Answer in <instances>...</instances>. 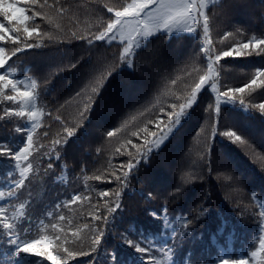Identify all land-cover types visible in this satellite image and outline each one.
<instances>
[{
  "label": "trees",
  "instance_id": "trees-1",
  "mask_svg": "<svg viewBox=\"0 0 264 264\" xmlns=\"http://www.w3.org/2000/svg\"><path fill=\"white\" fill-rule=\"evenodd\" d=\"M106 2L122 3L123 0ZM85 3L86 0H66L65 6ZM17 4L25 6L24 0H17ZM220 5L225 6L223 13H220ZM103 12L106 9L96 15L81 10L78 13V28L100 23ZM206 13L209 16L211 39L217 48L222 46L221 41L247 42L253 37L264 38V0H213ZM27 14L30 16L31 11H27ZM0 23L7 27L15 26L3 17H0ZM36 23L46 27L39 17ZM149 41H144L142 48L149 49L152 44L161 42L164 45L163 58L152 72L155 78L150 79L149 75L140 72L141 66L148 67L155 63L153 55L148 51L137 50L136 73L128 79L117 77L110 82L107 99L95 119L87 125L85 133L78 132L79 139L73 138V141L63 146L60 158L52 160L51 169L47 168L48 157L37 155L33 169L25 179V186L16 190L13 184L20 178L19 168L9 158L0 156V207L6 208L8 216H12L14 211L19 213V206L24 203L25 231L31 237H53L60 228L71 236L77 228L83 230L85 224H96L92 215L96 209L103 212L100 205L105 203L99 193L108 191L111 194L117 188L111 175L113 166L119 174V166L128 160L126 153L135 151L125 143L126 138H130L132 144L143 143L142 132L139 136L131 135L137 126H145L147 116H141L140 112L153 109V105L156 108L161 105L166 107L176 96L183 95L186 84L197 79L198 71H206L207 58L201 59L202 35L197 39L194 33H163L149 38ZM0 44L5 45L6 50L10 46L8 42ZM101 51L110 56L115 49L108 48L105 43ZM62 59L64 55L59 49L44 48L29 49L9 61V70L13 73L11 78L18 81L21 89L25 88L26 83L30 85L35 82L37 85L35 91L39 96L36 106L44 112L40 117L41 127L36 130L37 144L51 146L57 131L62 132L58 122L51 120L47 113L52 111L54 117L57 114L55 108L74 95L72 89L82 86L81 74L74 71L58 72L49 79L50 70ZM261 66H264V56L222 58L216 66L218 86H243L250 74ZM172 79L177 80V85L171 84ZM86 83L84 80L83 84ZM206 87L214 101L210 85ZM203 94L204 90L198 94L197 103L188 110L192 118L186 116L187 122L182 121L184 126L169 137L165 142L167 146L161 145L162 151H154L150 164L141 166L138 173L133 172L130 182L123 187L121 208L113 214L115 219L112 231H108L104 244L105 248L116 255L117 264H142L139 254L118 240L117 234L121 232L132 239L144 240L145 246L150 244L157 258L164 261L167 258L157 250L172 247L175 264H185L188 260L194 264H221L223 258L231 260L241 257L252 260L250 252L258 247L259 239L264 236L261 221L258 215L253 214L258 213L261 204H264V116L253 109L239 107V102L236 105L222 104L219 130L237 131L245 143H232L218 137L216 154L209 161L210 167H205L203 134L197 135L201 125H205L202 109L198 107ZM146 99H150L151 103H146ZM253 102H264V97L254 95ZM245 103H249V100L246 99ZM114 105L119 106V115L113 111ZM21 107L20 104L0 100V118H3L0 119V145L19 148L26 143V133L33 122L26 117L4 118L6 108L19 110ZM72 111L74 106L66 105L65 109H61L63 115ZM156 116L161 120L167 119L160 112H156ZM50 125L49 138L41 139ZM16 127L21 129L19 133L14 131ZM147 127L156 130L154 123L147 124ZM108 131L116 135L108 137ZM117 147L125 154L116 153ZM96 175L102 176V179H93ZM233 177L238 178L242 184L237 185ZM177 183L184 184L185 195L173 202L167 197L175 192L174 185ZM10 191L15 194L10 196ZM252 193H256L255 199ZM74 194L84 199L73 204L71 200ZM165 208L167 213L164 212ZM153 211L160 214L158 219L151 216ZM61 215L65 220H59ZM165 216L171 228L165 226ZM180 217L193 222L188 226L189 236L183 241L177 236L174 244L171 232L172 228H179ZM20 219L18 216L17 223ZM52 224L57 225L56 229L51 227ZM5 251V247L0 244V264H6ZM86 259L76 257L79 261ZM29 264L51 262L45 261L43 257H33ZM70 264L76 262L71 261Z\"/></svg>",
  "mask_w": 264,
  "mask_h": 264
},
{
  "label": "snow or ice",
  "instance_id": "snow-or-ice-1",
  "mask_svg": "<svg viewBox=\"0 0 264 264\" xmlns=\"http://www.w3.org/2000/svg\"><path fill=\"white\" fill-rule=\"evenodd\" d=\"M25 6H18L17 0H0V17H3L9 24H15L13 27H7L0 23V42H8L7 47L0 44V100L14 102L22 105L19 110L5 109L4 118L17 117L27 118L32 121V126L27 130L26 143L22 147L16 148L10 145H0V156L9 158L19 168V179L13 184V188L18 190L25 186L27 174L32 171L37 155L48 157L47 168L53 167L52 160L60 158V151L63 146L68 145L73 138L79 139L78 132L83 134L87 130V125L92 123L97 112L105 103L110 82L117 77L128 79L136 73V57L139 55L137 50L148 51L153 55L154 64L152 66H141L142 75H149L150 79L155 77L152 72L155 71L163 58V43L152 44L149 49L142 48L144 41L157 34H169L173 32L186 31L194 33L199 39L202 35L203 44L201 59L207 58L206 71H198L197 79H193L191 84H186L183 95L176 96L174 101L153 109L142 110L141 116H147L145 126L131 133L132 136H139L143 133V143L132 144L130 138H126L125 143L135 149L134 152H127L128 160L120 165L121 171L117 174V169L113 166L111 175L117 184L111 194L108 191H101L100 197L105 200L100 208L96 209L92 215V220L97 223L94 225L85 224L83 230L77 228L71 233V236L60 228L53 237L44 236L42 239H36L25 231V219L23 209L25 204L19 206V213L14 211L12 216H8L7 210L0 207V244L5 247L6 264H29L33 257H43L45 261L51 264H70L75 261L76 264H117L116 255L104 247L105 238L108 231H112V222L115 219L114 213L121 208V192L123 187L130 182L131 174L139 172L141 166L150 164L154 151H162L161 145L167 146L166 141L174 132H179L184 126L182 121L185 117L191 119L188 110L197 103V96L204 90L200 100L202 109L201 115L205 125H201L200 133L203 134L202 144L204 152V165L210 167L209 161L216 154L218 137H222L232 143L244 144L242 136L233 130H219L223 105H236L239 107L250 108L258 111L264 116V102H253L254 95L264 97V66L258 67L254 73L243 83V86H218L219 77L217 76V64L222 58H240L251 56H264V38L253 37L244 42L231 43L221 41V47H216L211 39L209 16L205 9L208 8V0H123L122 3H108L106 0H86L83 5L68 4L66 0H24ZM215 7V5H214ZM103 12L100 23L92 24L91 27L85 26L78 28V13L81 10L96 15L101 10ZM220 13L225 11V6H219ZM31 11V15L27 14ZM111 14V15H109ZM219 14V13H218ZM37 17L44 22L46 27H41L36 23ZM32 21L31 24L28 22ZM219 34V33H218ZM229 36L232 33H228ZM108 48L115 49L110 56L101 51L104 44ZM151 43V41H149ZM59 49L64 55V59L57 62L49 72V79L58 72H75L81 74L82 86L73 88L74 95L71 99L64 100L56 108V115L53 117L52 111H48V117L54 122H58L59 129L55 139H52L51 146L43 143L37 144L35 136L37 128L41 127L40 117L44 115L42 109L36 106V100L39 93L35 91L37 85L35 82L25 84V88L18 86V81L11 78L13 73L9 61L17 54L26 52L29 49ZM227 63V61H225ZM7 66V67H6ZM151 69V71H150ZM131 70V71H129ZM158 75V73H156ZM189 76L192 73H188ZM86 80L87 83L83 84ZM48 80L45 81L47 83ZM177 80L172 79L171 84L177 85ZM210 85L211 93L215 99L207 93V87ZM158 90V89H157ZM10 92L11 94H7ZM207 97V101H205ZM248 99L249 103H245ZM206 102V107L204 104ZM146 103H151L146 99ZM74 106V111L63 115L61 109L65 106ZM143 109V105L141 106ZM113 111L119 115L118 105H114ZM156 112L163 113L167 117L161 120L156 116ZM151 113V115H148ZM3 119V118H0ZM155 124V131L150 130L147 124ZM43 132L41 139H47L50 135V129ZM15 132L19 133L21 129L16 127ZM115 132L108 131V137H114ZM41 150H44L41 152ZM118 154H125L120 147L115 149ZM264 166V162H262ZM216 170V169H212ZM95 180H101L102 176L92 177ZM106 179V177H104ZM237 185L242 182L233 177ZM175 192L170 193L169 199L173 202L181 199L185 195L183 183L174 185ZM10 191L9 195H14ZM162 193H157L161 195ZM2 195V193H0ZM114 197V199H112ZM252 198H256V193H252ZM84 199L78 194H74L71 203ZM167 213V208L164 209ZM258 215L261 221V228L264 229V204H261L260 211L253 213ZM18 216L21 217L17 223ZM153 218H159L160 214L156 211L151 212ZM199 218L198 216L196 217ZM59 220H65L63 215ZM193 221L185 218H179V228H172L171 236L175 244L177 236L183 241L189 236L188 226ZM164 224L171 228L167 216L164 217ZM51 227L56 229L57 225ZM119 241L133 249L139 254L142 264H175L173 260L174 250L172 247H162L157 251L163 253L167 261L157 258L151 245H144V240L132 239L123 232L117 234ZM252 260L246 258L227 259L223 258L221 264H264V236H261L258 247L250 252ZM76 257H86V261L76 260ZM185 264H194L188 260ZM216 264V262H213Z\"/></svg>",
  "mask_w": 264,
  "mask_h": 264
},
{
  "label": "rangeland",
  "instance_id": "rangeland-1",
  "mask_svg": "<svg viewBox=\"0 0 264 264\" xmlns=\"http://www.w3.org/2000/svg\"><path fill=\"white\" fill-rule=\"evenodd\" d=\"M212 1L213 0H208V5H210ZM205 11H206V9H205ZM172 34H193V33H188L186 31H181V32H173Z\"/></svg>",
  "mask_w": 264,
  "mask_h": 264
}]
</instances>
